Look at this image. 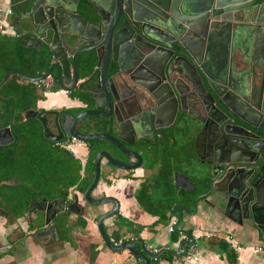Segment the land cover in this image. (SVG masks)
Wrapping results in <instances>:
<instances>
[{
	"label": "water",
	"instance_id": "95a60500",
	"mask_svg": "<svg viewBox=\"0 0 264 264\" xmlns=\"http://www.w3.org/2000/svg\"><path fill=\"white\" fill-rule=\"evenodd\" d=\"M21 7L27 16L16 19L18 30L23 29L18 21L27 20L34 32L20 44L40 48L45 43L50 65L35 78L6 70L0 87L12 75L35 83L55 70L54 83L72 92L79 68L94 65L78 87L90 94L93 109L75 117L27 110L24 120H37L47 141L103 140L130 158L121 162L107 151L98 152L83 193L90 205H113L97 221L106 246L115 252L126 249L150 264L149 255L139 254L132 241L120 246L109 242L103 220L118 213L119 202L90 195L102 161L119 171L142 167L141 153L120 140L131 145L153 140L177 116L196 131V141L202 137L207 142L210 208L264 241V0H19L17 10ZM48 116H53L55 131ZM89 117L113 118L116 135L79 132L78 125ZM12 141L9 128H0V145ZM187 182L191 188L184 189L194 193ZM48 209H41L46 225Z\"/></svg>",
	"mask_w": 264,
	"mask_h": 264
},
{
	"label": "crops",
	"instance_id": "0c3cea01",
	"mask_svg": "<svg viewBox=\"0 0 264 264\" xmlns=\"http://www.w3.org/2000/svg\"><path fill=\"white\" fill-rule=\"evenodd\" d=\"M8 9L10 15L6 14ZM14 9L11 0H0V23L6 27L12 25L15 36H32L34 30L27 27V20L18 21L22 30L16 25L17 18H26V8L17 11L21 14H14ZM93 69L94 65L79 68L77 88L72 92L59 87L56 91H46L36 86L35 93L42 98L29 110L58 111L73 117L76 111L85 108L86 101H81L84 94L78 87ZM54 74L55 70L53 77ZM70 94L77 96L72 98ZM47 118L55 131L53 116ZM0 128H9L12 135L10 127L0 124ZM172 133L177 143L171 142L170 148H174L178 157L167 172L161 170L159 159L146 154L142 167L130 172L113 170L102 161L98 184L90 196L97 200L112 197L119 202L118 213L103 220L109 242L120 246L132 241L139 254L149 255L150 264H185L184 257L197 258L190 264H264L262 238L246 232L234 220L209 206L212 195L207 193L210 178L206 140L201 137L196 141V132L189 133L188 152L182 156L177 153L182 146L179 128ZM13 142L14 139L0 145V166L9 149H14ZM48 142L24 144L28 148L32 146L28 170L21 168L14 156L15 165L8 180H2L7 171L3 166L0 169V264H142L126 249L111 250L99 234L98 218L113 205L93 206L83 200L86 189H81L89 176L85 172L88 149L84 142L80 147L71 146L72 150L58 142ZM159 143L161 151L163 144ZM53 151L58 159L72 157L73 163L80 167L78 174L72 173L75 177L79 175V181L69 188L65 181L52 186L46 181L48 174L40 170ZM186 177L194 185V193L184 189L191 188ZM198 197L201 199L195 204ZM45 207L49 208L47 225L41 211ZM259 247L263 248L262 252L257 251Z\"/></svg>",
	"mask_w": 264,
	"mask_h": 264
},
{
	"label": "trees",
	"instance_id": "16d2710c",
	"mask_svg": "<svg viewBox=\"0 0 264 264\" xmlns=\"http://www.w3.org/2000/svg\"><path fill=\"white\" fill-rule=\"evenodd\" d=\"M18 1L19 0H11L12 6L15 7L14 14L18 11ZM22 38L23 36L20 35L10 36L0 33V81L5 75L6 70L21 71L29 77L35 78L43 76L49 67L51 53L48 46L44 45L40 48L23 47L20 44ZM52 78L55 77L52 76ZM57 87L58 86L54 83L51 90L56 91ZM87 87L88 85H83L82 88ZM35 88L36 85L34 83L28 82L18 75H12L4 85L0 87V97L6 100V102L0 101V124L2 127H10L14 139L13 145H15L12 147L14 149H9L5 154L6 157L1 161L0 169H3L1 168L3 166V170L7 171V176H2V180H8L11 177L12 167L15 165L13 156L16 158L21 168L28 170L29 160L31 159L30 150L32 148V146L29 148L26 146L28 142L30 144V142L41 141L45 144H50L42 137V127L39 122L35 119L23 121V113L29 109L35 108L37 100L42 98L41 95L35 93ZM82 94H84V100L81 101H86L85 108L76 111L73 117L83 110L93 109V101L90 98V94L84 92H82ZM76 96L75 94H70L72 98ZM78 130L83 134L107 133L116 135V126L113 118H86L78 125ZM18 144H23V146H16ZM24 144L26 145L24 146ZM84 145L88 149L85 172H87L89 176L81 191H84L91 183L94 166L93 162L96 154L110 146L108 142L103 140L84 142ZM65 159L66 158L58 159L57 153L53 151L40 168L41 171L49 175L46 176V181L49 180L52 186L59 185L60 181H65L69 188L75 182L79 181V178H77L79 175L75 177L72 176V173L77 172L78 174L80 167L77 163H73L74 160L72 157ZM167 171L169 170H166V172ZM167 207L169 208V205H167Z\"/></svg>",
	"mask_w": 264,
	"mask_h": 264
},
{
	"label": "flooded vegetation",
	"instance_id": "af4514ba",
	"mask_svg": "<svg viewBox=\"0 0 264 264\" xmlns=\"http://www.w3.org/2000/svg\"><path fill=\"white\" fill-rule=\"evenodd\" d=\"M179 118L180 117L177 116L176 119L168 127L157 130L153 140L142 139L139 142L136 140V142H134L133 145L128 144L127 142H124L121 140H120V142L127 149L134 150L136 152H140L141 155L143 156V159H144L145 154L148 156H152L156 160L159 159V161H161V164H160V166L162 167L161 170H163L164 172H166V170H171L175 164L177 157H178V155L175 154L176 152L174 151V148L173 147L170 148L171 142H173L175 144L177 143V139H174L172 137V135H173L172 132L174 130L177 131L179 128V134L181 135L179 137V143H182V146H181V149H178L177 153L182 154V156L188 152L187 143H186V141L189 137L188 134L191 132L192 133L196 132V131H191V130L187 129L188 127L186 125L182 124L180 122ZM165 122H166V120L163 123H165ZM113 136H115V135H113ZM159 141H161V144H163L162 145L163 148L161 151L159 150V148H160ZM150 143H151V145H150ZM102 151H107L108 153L111 154V156L114 159H116L118 161H121V162H129L130 161V158L128 156L120 153L111 144H110V146L106 147ZM113 170H115V169H113Z\"/></svg>",
	"mask_w": 264,
	"mask_h": 264
},
{
	"label": "built area",
	"instance_id": "2783aa9c",
	"mask_svg": "<svg viewBox=\"0 0 264 264\" xmlns=\"http://www.w3.org/2000/svg\"><path fill=\"white\" fill-rule=\"evenodd\" d=\"M6 14L10 15L11 14V10L8 9ZM0 33L1 34H6V35H10V36H15V31H14V27L12 25H8V27L3 26L0 23ZM37 88L43 89V90H50L54 84L53 78L50 75H47L44 79L39 80L38 82L34 83ZM57 144H59L61 147H64L66 149H71V146H82L83 142L74 138H66L60 142H58ZM72 150V149H71ZM258 252H262L263 248L259 247L257 248ZM197 258L193 257V258H189V257H184L183 258V262L185 264H190L191 261H195Z\"/></svg>",
	"mask_w": 264,
	"mask_h": 264
},
{
	"label": "rangeland",
	"instance_id": "374dc122",
	"mask_svg": "<svg viewBox=\"0 0 264 264\" xmlns=\"http://www.w3.org/2000/svg\"><path fill=\"white\" fill-rule=\"evenodd\" d=\"M1 14V13H0Z\"/></svg>",
	"mask_w": 264,
	"mask_h": 264
}]
</instances>
